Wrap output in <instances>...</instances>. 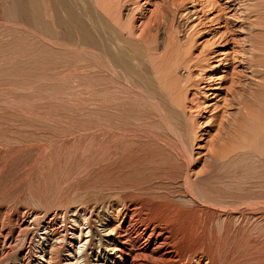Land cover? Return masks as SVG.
Returning <instances> with one entry per match:
<instances>
[{"label":"bare ground","instance_id":"obj_1","mask_svg":"<svg viewBox=\"0 0 264 264\" xmlns=\"http://www.w3.org/2000/svg\"><path fill=\"white\" fill-rule=\"evenodd\" d=\"M10 1L5 8L14 25L41 35L48 62L110 63L112 73L125 81L124 95L131 92L126 99L118 98L124 101L121 106L130 104L132 91L150 99L178 127L180 146L157 144L162 137L146 130L144 137L156 145H143V138L140 162L163 166L166 180L147 181L149 187L145 190L144 185L140 194L119 185L123 192H104L66 211L58 207L14 214L15 223L2 233V254H11L14 235L23 229L26 237L15 264H192L198 254L196 264L205 259L210 264L207 214L248 209L256 200L264 206V0H212L217 3L213 18L205 5L189 11L185 18L193 25L184 40L181 30L172 21H163L160 12L147 20L144 12H125L134 0ZM138 19L143 20L139 28ZM203 20L216 25L204 31L208 24ZM208 35L212 38L200 41ZM217 36L220 46L214 47ZM230 47L239 48L241 55L225 53ZM54 51L61 56L53 58ZM220 68L227 69L220 76L225 88L220 94L210 93L212 76ZM180 69L186 70L184 76ZM193 90L196 97L189 98ZM219 95L220 108L210 113L207 99ZM205 113L217 133L207 145L204 167L197 170L203 159L195 156L194 145ZM146 114L140 113L139 121L148 119ZM117 202L122 221L111 229L110 209ZM93 217L101 221L100 227L93 226ZM261 233L264 237V230Z\"/></svg>","mask_w":264,"mask_h":264},{"label":"rangeland","instance_id":"obj_2","mask_svg":"<svg viewBox=\"0 0 264 264\" xmlns=\"http://www.w3.org/2000/svg\"><path fill=\"white\" fill-rule=\"evenodd\" d=\"M209 3L213 5L208 7ZM10 5V0H0V243L10 222L11 225L15 223V215L25 210L44 213L49 208L60 207L59 210L66 211L68 206L81 205L104 192L130 190L140 194L144 185L145 190L149 187L147 181L152 184L161 182L162 178L166 180L163 166H146L140 162L144 153L139 152L142 150L139 145H156L144 137L146 130H153L159 138L162 137L157 144L166 141L175 147L180 146L178 127L174 122L171 124L167 113L162 115V109L150 99L135 95L131 90L135 96L130 98V106H121L124 101L119 100L131 92L124 95L125 81L118 77V73H112L108 66L110 63L48 62L42 50L41 35L17 28L5 8ZM202 5L210 9V18L217 15L214 9L217 3L212 0H134L123 10L144 12L146 20L160 12L163 21L170 24L172 21L181 30L179 37L183 39L193 25L185 18L186 14L196 12ZM194 18L196 15L192 16ZM140 21L143 22L140 19L136 22L138 28ZM203 22L208 24L204 31L216 25L209 24L208 20ZM221 32H225L224 27H221ZM159 36L163 39L165 33ZM210 37L208 35L200 41ZM215 38L217 44L214 47H218V36ZM242 40L239 36V41ZM234 51L241 55L239 48L232 47L225 53ZM60 56V52L54 51L53 58ZM221 69L211 75L210 93L220 94L225 88L220 76L225 75L227 69ZM185 72L184 69L179 70L183 76ZM121 92H124L122 97ZM188 97H196L194 90ZM220 99L221 95L207 99V106L212 109L210 113L220 108H216ZM140 113L149 116L140 120L142 125L134 121V118L139 121ZM208 114L200 119L201 129L194 145L195 156L203 159L197 170L204 167L207 145L217 133L216 128H210L212 118L207 119ZM142 132L143 137H139ZM147 151L151 153L149 149ZM256 201H252L253 205L248 209L232 212L222 209V212L207 214V243L212 250L210 264H264V237L261 233L264 230V206ZM118 204L110 209L113 220L108 224L111 229L122 221V208ZM7 211L11 213V221L5 213ZM92 221L93 226L100 227L98 218L93 217ZM25 237L23 229L16 231V242H13L11 254L7 257L2 254L0 244V264H15ZM108 251L110 254L113 252L111 246ZM198 255L192 264H196L201 254ZM202 264H207L206 259Z\"/></svg>","mask_w":264,"mask_h":264}]
</instances>
